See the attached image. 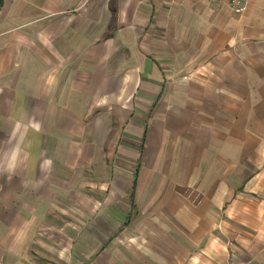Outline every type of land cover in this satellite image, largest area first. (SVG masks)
Listing matches in <instances>:
<instances>
[{
    "label": "crops",
    "instance_id": "crops-1",
    "mask_svg": "<svg viewBox=\"0 0 264 264\" xmlns=\"http://www.w3.org/2000/svg\"><path fill=\"white\" fill-rule=\"evenodd\" d=\"M0 0V264H264V0Z\"/></svg>",
    "mask_w": 264,
    "mask_h": 264
},
{
    "label": "built area",
    "instance_id": "built-area-1",
    "mask_svg": "<svg viewBox=\"0 0 264 264\" xmlns=\"http://www.w3.org/2000/svg\"><path fill=\"white\" fill-rule=\"evenodd\" d=\"M210 3H227L232 12L236 15H241L247 5L246 0H206Z\"/></svg>",
    "mask_w": 264,
    "mask_h": 264
}]
</instances>
